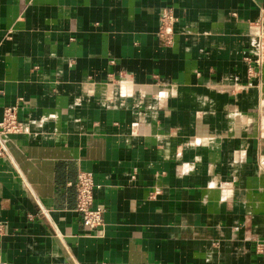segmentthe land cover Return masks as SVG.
<instances>
[{
  "label": "crops",
  "instance_id": "1",
  "mask_svg": "<svg viewBox=\"0 0 264 264\" xmlns=\"http://www.w3.org/2000/svg\"><path fill=\"white\" fill-rule=\"evenodd\" d=\"M17 103L0 264H264V0H0Z\"/></svg>",
  "mask_w": 264,
  "mask_h": 264
},
{
  "label": "built area",
  "instance_id": "2",
  "mask_svg": "<svg viewBox=\"0 0 264 264\" xmlns=\"http://www.w3.org/2000/svg\"><path fill=\"white\" fill-rule=\"evenodd\" d=\"M173 17L163 15L161 18L160 37L166 44L171 42V21ZM19 103L6 106L0 118V158L7 154L6 140L11 134H19L26 129L18 113ZM76 211L80 213L83 224L90 230H98L104 223V208L94 204V189L96 187L93 174L87 170H80L76 182ZM45 213L46 210H43ZM5 264V263H2Z\"/></svg>",
  "mask_w": 264,
  "mask_h": 264
}]
</instances>
